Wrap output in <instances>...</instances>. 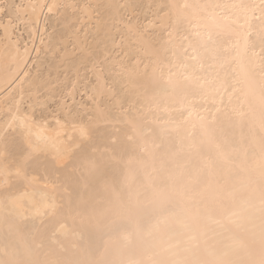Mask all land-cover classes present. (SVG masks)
<instances>
[{
    "label": "snow or ice",
    "instance_id": "6c2138e0",
    "mask_svg": "<svg viewBox=\"0 0 264 264\" xmlns=\"http://www.w3.org/2000/svg\"><path fill=\"white\" fill-rule=\"evenodd\" d=\"M165 7L169 9L166 14L169 20L171 21L173 16L175 20L171 25L165 24L164 32L168 31L169 26L175 32H179L180 27L185 24L189 29L196 28L194 33L190 32L185 37L189 40V45L184 48L183 57L185 60L199 62L203 69L204 57L201 55V49H209V46L215 43V36L209 31L205 38L199 28V21L205 17L209 8L220 6L176 3ZM225 7L235 10L234 23L239 24L241 18L246 23L252 18L259 19L261 23L258 28L248 23L249 34L243 57L238 56L222 65L221 71L225 77L230 71L234 72L248 83L250 88L252 84H257L261 97L264 98V0H261L258 6L240 3ZM141 11L142 5L137 0L108 3H92L88 0H28L27 3H18L17 0H0V57L5 62L11 59L19 60L20 45L15 31L19 27L18 22H23L25 28L32 27L33 17L36 18L37 32L41 18L45 24L50 18H54L60 26L59 38L58 30L54 29L46 45L48 51L53 53L54 59L62 53L65 56L67 54L65 35L76 29L75 35L78 37L79 33L84 31V24H81L79 29L76 28L80 20H100L103 17L107 18L105 27L111 25L107 35L111 36V29H115L117 34L123 33L131 38V47H138L159 57L157 45L166 48L167 43L172 42L171 33L169 40L163 42L162 34L148 31L142 25ZM257 12L259 16L256 15ZM41 43H45L44 34H41ZM112 43L115 44L114 36ZM84 59L94 62V67L100 68L98 80L104 81L99 89L93 88V93L105 89L114 92L118 84L128 79L133 86L143 89L142 96L150 104L161 92L166 94L168 88L176 87L171 76L161 83L162 71L160 80H156L155 68L152 78L141 83L133 79V72L138 74V68L130 72L124 63L105 67L111 60L106 43L103 51H100L97 45V50L90 51ZM163 62L157 59V64ZM233 64L238 67L233 68ZM179 66L185 71L195 68L194 64L189 65L186 62L180 63ZM33 67L36 68V65L33 64ZM147 68L148 66L145 67L144 77H148ZM105 73L113 77L111 84L108 83V75ZM216 75L219 79L220 73L217 72ZM50 77V73L46 78L37 68L35 76L29 70L15 76L12 81L13 85L18 83V89H13L11 100L6 102V106H11L4 116L0 117V197L11 198L14 180L31 185L36 183L37 179H43L52 183L54 191L67 195V211L71 213L74 186L82 190L81 199L89 189H102L109 194L108 199L92 215L82 217L83 220L103 223L109 230H123L127 236L133 227L144 226L145 217L153 225L174 219L191 233L193 226L185 222L183 214L178 213L177 201H184L188 197L191 192L190 185H200L207 181L208 184L215 185L216 197L212 204L204 203L198 214L207 216L216 227L209 229L205 226L198 234L191 235L189 251L194 250L193 255L184 259H165L152 255L147 262L136 264H264V143L260 152L259 178L246 186L230 184L218 174L217 169L223 162L228 166L230 176L233 171L236 176L242 174L243 164L238 155L233 157L232 152H238L243 146V141L237 146L234 142L222 139L216 127L217 118H214L213 123L203 129L204 142L209 146V150L205 151L202 145L192 146L193 151L199 155L200 162L189 174L188 184H185L183 180H177L171 173H167V165L164 162H161L159 169L154 162L153 149L159 151L169 135L167 129H161L157 135L155 129L141 126L139 112L132 116L131 111L124 113L127 125L125 128L112 124L110 113L103 117L105 123L102 126L100 118L88 110V104L77 106L73 102L71 106L68 105L67 81L52 87ZM185 79L199 84L201 77L193 70L191 76H186ZM77 90L78 87L73 85V96ZM84 96H90L92 101L96 99L95 94H90L87 90L81 94L82 100ZM53 104L57 106L55 109H52ZM240 113L243 115L242 108ZM50 116L56 119L67 136V140L63 141L61 148L57 149V154L51 159L48 141L37 142L32 135L33 129L42 126L41 121L46 123ZM224 118L229 126L236 125L233 114L225 112ZM142 119L147 120V116ZM47 126L51 127V124ZM261 126L264 129V114L261 117ZM69 128L71 135L68 134ZM219 131H222V128ZM229 149L232 150L231 153ZM248 155L245 151L244 163L249 162ZM150 159L153 160L151 165L148 164ZM134 161L143 166V176L133 170ZM149 167L152 169L151 173L147 171ZM165 174L168 178H161ZM52 176H55V180H50ZM243 187L248 189L250 196L242 195ZM60 207L56 198L46 200V210L42 215L54 216ZM171 248L172 246H169L166 251H171Z\"/></svg>",
    "mask_w": 264,
    "mask_h": 264
},
{
    "label": "bare ground",
    "instance_id": "6f19581e",
    "mask_svg": "<svg viewBox=\"0 0 264 264\" xmlns=\"http://www.w3.org/2000/svg\"><path fill=\"white\" fill-rule=\"evenodd\" d=\"M21 2L27 3L28 0H21ZM108 2L117 1H105V3ZM176 3L219 5L220 7L215 9L209 8L205 17L199 21V28L205 38L209 31L215 36V43L210 45L209 49H201V55L204 57L203 69H201L199 62L185 60L183 57V50L188 47L189 40L184 38V41H179L178 37L181 35L182 37H186L190 32L194 33L196 31L195 27L189 29L186 24L180 27L179 32H175L173 28L169 26L167 32L169 34L171 33L172 42L167 43L166 48H161L160 44L157 45L159 57L154 53L142 51L138 47H136L138 50L137 53H133L134 56L136 54V57L138 54H141L143 59L138 56V58H140L139 60L141 61L142 59L144 62H148L146 64L150 69V71H148V77H144V71L137 65L138 67L135 68L140 70L138 74L133 72V79L141 83L144 80H150L152 78L153 69L155 68L156 80H160L162 71L163 81H161V83L167 81L170 76L176 83L175 88H168L166 94L161 92L157 99L151 101L150 104L149 101H146L142 96L143 89L135 87L130 83L132 91L135 92L134 94H137L139 99H141L140 108L136 111L141 114V116L138 117L141 126L146 125L147 129H155L157 135H159L161 129H167L169 133L168 137L161 144L159 151L153 149L155 165L157 169H159L161 162H164L167 165V173H171L177 180H183L185 184H188L189 174L200 162V157L193 151L192 146L202 145L205 151L209 150V146L204 142L203 129L206 125L212 124L214 118H217L216 127L218 135H221L222 139L234 142L237 146H240L243 141V146L239 148L238 152H232V150L229 149V153L232 152L234 158L237 155L239 156L244 169L240 176H236L235 171H233L230 176L228 166L221 162L217 172L230 184L234 183L246 186L250 182L257 180L260 174V152L262 143H264V140H262V138H264V129H262L261 126V117L262 114H264V98L261 97L260 89L257 84H252L250 88L248 83L231 71L229 75L225 77L224 72L221 71V66L226 65L238 56L243 57L245 42L249 34L248 23L258 28L261 22L259 19L253 21L252 18L246 23L243 18H241L239 24L234 23L235 10L225 6L240 3L258 6L261 0H163L160 2V4L163 5L162 7L165 8L163 15L153 19V21L144 25V27L153 28L155 21H157L159 23L157 29L163 31L165 24L171 25V22L175 20L174 16L171 18V21L169 20L166 15L169 9L165 6ZM256 15L259 16V13L257 12ZM80 21L89 22L92 20L82 19ZM21 24H23L22 29H24V23L21 22ZM109 29L110 28H105L102 30L105 31L107 35ZM25 30L24 32L27 34L26 39H28L27 42L29 41L30 45L25 41L21 42L23 46L19 47V60L11 59L5 62L3 58L0 57V117H3L11 106H6V102L11 100L13 89H18V83L15 85L12 84L15 76L27 73L34 62L37 67H40V63L38 62V64L36 59L41 54V56H43L46 51L47 53L49 52L46 50L47 42L45 41V39H48L45 37L48 33L45 34V23L42 18L39 23V32L36 30L35 17H33L32 27L26 28ZM41 34H44L45 37L44 44L41 43ZM72 37V43L75 44V47L78 46V44L81 43L77 39L79 36ZM194 38L193 36V39ZM168 40L169 37L168 39H164L163 42H167ZM65 44L67 45L66 42ZM80 45L81 44L77 47V51L80 50ZM181 45H183V47H181ZM84 46L85 45L82 44L83 48ZM126 46H128L127 43ZM129 47L126 49H130ZM83 48H81V50H83ZM43 50H46L45 53H42ZM15 51L14 41V56ZM70 53L72 52L70 51ZM66 57L63 59L65 60ZM158 58L164 62L157 64ZM37 60L39 61L40 59ZM184 62L189 65L194 64L195 68H189L185 71L179 66L180 63ZM237 67V64H233V68ZM193 70L201 77L199 84H193L190 80L185 79L186 76H191ZM129 71L132 72V70ZM217 72L220 73L219 79H217ZM99 74V71H95L97 84L94 87L97 89L104 83L102 79L98 80ZM258 79L259 76H257V80ZM74 84L77 85L78 83L76 82L73 83V85ZM94 87L91 88L90 92L91 94H95L97 99L107 93L106 89L93 93ZM70 94V97L73 98L72 90ZM117 106H119V104H117ZM241 108L243 109V115L240 113ZM234 109L235 111H233ZM91 111L94 116L100 118L101 124L105 123L103 117L108 112L102 110L97 104ZM225 112L233 114V118L236 121L235 126L232 127L227 124L224 118ZM131 115L133 116V114ZM136 115L137 113L135 116ZM143 116H147V120H143ZM111 123L121 128L127 126L124 117L121 119V117L114 116L112 117ZM40 124L42 126L33 129V139L37 142H43L44 140L48 141L49 159H51L57 154V149L61 148L63 141L67 140V136H65L64 131L61 130L54 117L50 116L46 123L41 121ZM48 124H51V127H48ZM221 128L222 131H219ZM68 134L71 135L70 128L68 129ZM61 138H63V140ZM214 150L213 146V151ZM245 151L249 153L247 157L249 162L247 163H244ZM152 163L153 160L150 159L148 164L151 165ZM132 167L137 174L143 176V166L138 165L134 161ZM147 171L151 173V167H149ZM161 178L167 179V174ZM50 180H55V176H52ZM190 187L191 192L188 197H186L184 201H177V211L183 214L185 222L193 226V232L189 233L182 224L177 223L174 219H169L159 225H153L147 217H145L143 220L144 226L142 228L133 227L127 236L124 235L123 230H112V232H110L103 224L104 228L101 233L104 234L107 230L112 233L111 235L108 234L109 232H107V235L104 234L107 237L110 236L108 239L100 233L99 229L102 223L99 225V229H97L98 226L96 227L95 225H98L97 221H95L94 224V221L89 223L82 219L84 216L92 215V213L108 199L109 194L107 192L102 189H96V192H98H95L97 195L94 196V192H92L93 189H89L87 193L83 194V198L81 199L82 190L74 186L72 189L73 210L69 213L67 211V195L62 192L58 193L54 191L51 182L37 179L36 183L29 185L19 180H14L11 198L6 199L0 197V264H136V262H147L152 255H157L165 259L190 258L194 253V250L189 251L191 246V235L198 234L199 230L205 226L209 229L216 227L207 216H200L198 214L199 210L203 208L204 203H213L216 197L215 185H210L205 181L200 185L192 184ZM241 191L242 195H251L246 187H243ZM91 194L93 195L91 196ZM52 198H56L61 207L54 216H43L42 213L46 210L45 202L46 200L51 201ZM96 200L99 201L96 202ZM78 203L79 207H77ZM86 224L92 225H90L92 228L91 231L89 230L88 232V225ZM93 230H98V232L95 231L98 234L95 232L94 235L90 233L93 232ZM83 234L87 237L82 238ZM99 234L101 235L97 237ZM95 236L98 239L102 236L101 242L103 240L106 241V239L108 240L106 243L104 241L102 245ZM79 237L83 239V241L85 238H87V240L85 239V241L82 242ZM112 238L113 240L111 241L110 239ZM77 239L82 242L81 245V242ZM93 240L99 245H96ZM109 240L110 242H108ZM87 241L90 242L87 243L89 245H86L85 242ZM113 241L114 243H112ZM64 244L69 246V248H78L77 250L75 249L78 252L72 249V251L69 250L67 253L64 251L66 254L64 252L62 254V251H59L57 248L67 247ZM92 244H95L94 246L96 247H100L97 249L96 247L93 248L94 246ZM90 245H92V247ZM79 246L81 251L79 250ZM169 246H172L171 251H166ZM84 247H86V249L88 248L87 251L89 247H91L92 249L90 248V252L94 250L95 252L99 250L102 251L104 249L102 251L103 255L99 257L100 260L95 258L96 260L94 259V261V252V256H91V253L87 255V251L86 249L84 250ZM69 248L67 247V249ZM49 251L52 253L46 254V252L49 253ZM60 254H62L63 258H61ZM58 258L63 260L60 259V261Z\"/></svg>",
    "mask_w": 264,
    "mask_h": 264
},
{
    "label": "rangeland",
    "instance_id": "374dc122",
    "mask_svg": "<svg viewBox=\"0 0 264 264\" xmlns=\"http://www.w3.org/2000/svg\"><path fill=\"white\" fill-rule=\"evenodd\" d=\"M92 1V3H105V1L106 0H88V2H91ZM117 2H120V0H116ZM163 0H161V1H159V0H137V2L139 3V4H141L142 5V11H141V22H142V25L144 26V25H146L147 23H150L151 21H153V19H155V18H157V17H159V16H161V15H163V11H164V7H162L163 5H161L160 4V2H162ZM17 2L18 3H20L21 2V0H17ZM151 2H152V4H151ZM159 5V6H158ZM161 8H163V11H161ZM158 10V11H157ZM161 11V12H160ZM107 18L106 17H103V18H101L100 20H96V19H92V21H84V22H81V21H79L78 23H77V25H76V28L77 29H79L80 28V26H81V24H84V25H86V27H85V29H84V31H81L80 33H79V38H77L81 43H79V44H81L80 46L81 47H79L80 48V50L79 51H77V47L79 46V44H78V46H74L75 44L74 43H72L73 41V37L72 36H74V37H76V35H75V31H76V29H73L72 30V32H70V33H68L67 35H65V37H64V43L66 42L67 43V54H66V56L68 57H66L63 53H62V55L60 56V57H56L55 59L53 58V53H50V52H48L47 53V51L46 50H48V49H46L45 51H46V53H45V51L43 52L42 51V53H45V54H43V56H39V57H41V58H37V59H40L39 61L36 59V61H37V63L39 64V66L41 67V69H40V67H37V65H36V67L37 68H39L40 69V71H42L43 72V74H44V76L47 78L48 76H49V73L51 74V77H50V79H51V86L52 87H56L57 85H60V84H62L63 82H65V81H67L68 82V86H69V90H68V92L66 93V95H67V103H68V105L69 106H71L72 104H73V102H75V104L77 105V106H82L83 104H88L89 105V108H88V110L89 111H91L95 106H96V104L97 105H99V107L102 109V110H105L106 112H108V113H110L111 114V116L112 117H121V119L124 117V113H126V112H129V111H131L132 113L131 114H133V116H135V114L137 113L136 111H138L139 110V106L141 105V99H139V97L137 96V94H134L135 92H133L132 91V89H131V84H130V82L128 81V79H124L125 81H123V83H121V84H118L117 86H116V88H115V91L114 92H112V91H108V90H106V94L105 95H102L100 98H96L95 99V101H92L91 100V98L89 97V96H84V98H83V100H82V97H81V94L83 93V92H85V90H87L90 94H91V92H90V90H91V88L92 87H94V86H96V84H97V79H96V77H95V71H99L100 72V68L99 67H94V62H92V61H88V60H86V59H84L85 57H87L88 55H89V52L90 51H96L97 50V45H99V50L100 51H103V49H104V47H105V43L107 44V48H108V54H110L111 55V60L109 61V65H106L105 67H107V66H110L111 64H116L117 66H119V64L120 63H124V64H126L127 65V67H128V69L129 70H134V69H136L135 67H138L139 66V68L142 70V71H145V67L147 66V64L146 63H148V62H144L142 59V55L140 54H138L137 55V57H136V54H135V56H134V52H136L137 53V49H136V47H131L130 46V41H131V38H129L127 35H125V34H123V33H121V34H117V32H116V30L115 29H111V36H108V35H106V32L105 31H103L105 28H110L111 27V25L109 24V26L108 27H105L104 25H105V20H106ZM258 19H256V18H253V21H257ZM99 21V22H98ZM97 22V23H96ZM19 23V22H18ZM96 23V24H95ZM100 23V24H99ZM156 24V25H155ZM155 24H154V27H156V28H146L148 31H151V32H153V33H156V34H162L163 35V40L164 39H168V37H169V33L168 32H164V31H160V30H158L157 28L159 27L158 26V22L157 21H155ZM23 24H21V22L19 23V27L16 29V31H15V36H16V38L18 39V41L20 40V46H23V43H22V45H21V42L22 41H25V42H27V40L28 39H26L27 38V34H26V32H24V31H26L25 29V26H24V29H22L23 27ZM51 26H52V28H51ZM45 27H47V33L49 34V36L53 33V30L54 29H57L58 30V32H57V38H59V30H60V26L59 25H57V22H56V19H54V18H50V20H48L47 21V24H45ZM97 27V28H96ZM103 29V30H102ZM151 29V30H150ZM97 30V31H96ZM114 31V32H113ZM46 34V33H45ZM48 34L47 35H45V37L46 38H49V36H48ZM74 34V35H73ZM112 36H114L115 37V44H113L112 43ZM168 36V37H167ZM44 37V38H45ZM83 37V38H82ZM82 38V39H81ZM122 38V39H121ZM185 37L183 36L182 37V35L181 36H179L178 37V40L179 41H184L185 39H184ZM65 39H67V40H65ZM125 39V40H124ZM122 40H123V47H121V42H122ZM45 41L47 42L48 41V39L46 40L45 39ZM69 41V42H68ZM78 41V42H79ZM82 41H84V42H82ZM102 41H103V43H102ZM129 41V42H128ZM27 43H29V41L27 42ZM69 43V44H68ZM126 43H127V45L128 46H126ZM82 44L83 45H85L84 46V48L82 47ZM29 45H30V43H29ZM77 45V44H76ZM74 46V47H73ZM87 46V47H86ZM130 46V47H129ZM111 47V48H110ZM130 48V49H126V48ZM71 48V49H70ZM74 48V49H73ZM81 48H83V50H81ZM128 52H127V51ZM129 50H130V52H129ZM133 50V51H132ZM70 51L73 53H70ZM81 51H83V52H81ZM132 51V52H131ZM125 52V53H124ZM50 53V54H49ZM71 54H72V56H71ZM69 55V56H68ZM133 55V56H132ZM138 56L140 57V58H142L141 59V61L139 60L140 58H138ZM66 57V59L64 60L63 58H65ZM132 57V58H131ZM138 59V60H137ZM41 61V62H40ZM63 61V62H62ZM85 61V62H84ZM87 61V62H86ZM116 61V62H115ZM139 63H138V62ZM34 64H35V62H34ZM42 65V66H41ZM138 65V66H137ZM64 67V68H63ZM132 67V68H131ZM37 68H34L33 67V64H32V66L30 67V70L32 71V74H34L33 76H35V72H36V70H37ZM66 69V70H65ZM139 69V70H140ZM76 70H78V71H76ZM147 71H150V69L149 68H147ZM94 72V73H93ZM57 73V74H56ZM77 74V75H76ZM79 74V75H78ZM92 75V76H91ZM105 75H108V83L109 84H111L112 83V81H113V77L111 76V75H109L108 73H105ZM78 80V81H77ZM74 81V82H73ZM81 81V82H80ZM76 82H78V84L76 85L77 87H78V90L75 92V95L73 96V98L72 97H70L71 96V90H72V87H73V83H76ZM104 82V81H103ZM75 85V84H74ZM80 85V86H79ZM87 85V86H86ZM130 89V90H129ZM70 92V93H69ZM132 93V94H131ZM110 94V95H109ZM135 101H136V103H135ZM140 102V103H139ZM92 103V104H91ZM99 103V104H98ZM121 103V104H120ZM95 104V105H94ZM117 104H119V106H117ZM133 105V106H132ZM57 106L55 105V104H53L52 105V109H55ZM92 112V111H91ZM136 112V113H135ZM135 113V114H134ZM93 114V113H92ZM123 116V117H122ZM2 117V116H1ZM102 126H103V124H101ZM115 126H116V124H114ZM116 127H118V125L116 126ZM119 128H121L120 126H119ZM91 190V189H90ZM94 190V189H93ZM92 190V192H94V196L95 195H97L96 193L98 192H96V189L93 191ZM98 190V189H97ZM96 192V193H95ZM93 194H91V196H92ZM93 196V197H94ZM99 200H96V202H98ZM100 201H101V199H100ZM99 203H101V202H99ZM93 222V221H92ZM90 223V222H89ZM88 223V224H89ZM94 224H95V220H94V222H93ZM88 224H86V225H88ZM101 223H99L98 222V225L97 224H95L96 225V227H97V229H99V225H100ZM91 225V224H90ZM90 225H88L87 226V230H88V232H89V230L91 231V226ZM93 227H94V225H93ZM96 227H95V229H96ZM102 227V228H101ZM104 228V226H103V223H102V226H100V233H101V231H102V229ZM94 229V228H93ZM109 230V229H108ZM107 230V232H112V230H109L108 231ZM95 231H97L98 232V230H95ZM94 230H93V232H90V233H93V235H94V232H95ZM97 232H95V233H97ZM106 232V231H105ZM107 232L106 233H104L105 235H107ZM108 233L109 235H111L112 233ZM89 234V233H88ZM98 234V233H97ZM97 234H95V235H97ZM101 234H103V233H101ZM101 234H99L97 237H99ZM103 234V236H105ZM113 234H114V232H113ZM86 235V234H85ZM84 237H87V236H84V234H83V237L82 238H84ZM96 237V236H95ZM94 237V238H95ZM96 237V238H97ZM102 237V236H101ZM101 237H100V239H98L99 241L101 240ZM108 237H110V236H108ZM107 236H105V238H108ZM80 238V237H79ZM105 238H103V239H105ZM86 240H87V238H85ZM85 239H84V241H85ZM96 239V240H97ZM109 239V238H108ZM108 239H106V241L108 240ZM78 240V239H77ZM80 240L82 241V242H84L83 241V239H81L80 238ZM80 240H78L79 242H81ZM111 241L113 240V238L112 239H110ZM110 240L108 241V242H110ZM77 241V242H78ZM94 241V240H93ZM98 241V242H99ZM104 241L105 240H103L102 242L100 241V243L102 244H104ZM106 241H105V243H106ZM82 242L80 243V245L82 244ZM96 241H94V243H95ZM107 242V243H108ZM86 243V245H89V244H87V243H90V242H85ZM112 243H114V241L112 242ZM127 243V242H126ZM125 243V244H126ZM96 245H99V244H97V243H95ZM94 244V245H95ZM102 244V245H103ZM111 244V243H110ZM65 245V244H64ZM63 245V246H64ZM93 245V244H92ZM92 245H90L91 247H92ZM93 245V246H94ZM126 245H128V244H126ZM65 246H67V245H65ZM64 246V247H65ZM68 248H69V246H67ZM67 247H65V248H57L59 251H62L61 253L63 254V252L65 251L66 253H67V251H69V250H71L72 251V249L74 250V251H76L78 248H76V247H70L69 249H67ZM78 247V246H77ZM86 247H88V246H86ZM86 247H84V250L86 249ZM91 247H89V250L87 251V249H86V253H87V255H88V253L92 256H94V254H95V256L93 257V260L95 259V258H98V260H100V256H102L103 255V253H102V251L104 250L103 248V250L101 251V250H99V251H96L95 252V250L94 251H92V252H90V248ZM96 246H94L93 248H95ZM100 247V246H99ZM99 247H96V249L97 248H99ZM125 247V246H124ZM127 247V246H126ZM76 249V250H75ZM92 249V248H91ZM57 250V251H58ZM79 250H80V246H79ZM81 251V250H80ZM79 251V252H80ZM64 252V253H65ZM76 252H78V251H76ZM93 252H94V254H93ZM52 252H50L49 251V253L48 252H46V254H51ZM58 253H60V252H58ZM65 253V254H66ZM45 254V255H46ZM62 254H60L61 255V258H63L62 257ZM99 254V255H98ZM61 258H58V260H60ZM61 260H63V259H61ZM60 260V261H61ZM96 260V259H95ZM94 260V261H95Z\"/></svg>",
    "mask_w": 264,
    "mask_h": 264
}]
</instances>
